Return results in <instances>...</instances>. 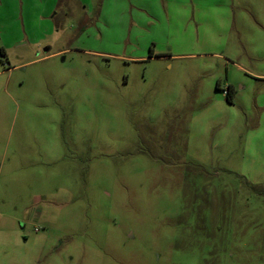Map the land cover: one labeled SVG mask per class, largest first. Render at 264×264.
Instances as JSON below:
<instances>
[{"label": "rangeland", "instance_id": "rangeland-1", "mask_svg": "<svg viewBox=\"0 0 264 264\" xmlns=\"http://www.w3.org/2000/svg\"><path fill=\"white\" fill-rule=\"evenodd\" d=\"M0 264H264V0H0Z\"/></svg>", "mask_w": 264, "mask_h": 264}, {"label": "trees", "instance_id": "trees-1", "mask_svg": "<svg viewBox=\"0 0 264 264\" xmlns=\"http://www.w3.org/2000/svg\"><path fill=\"white\" fill-rule=\"evenodd\" d=\"M228 95H230V92H228Z\"/></svg>", "mask_w": 264, "mask_h": 264}]
</instances>
